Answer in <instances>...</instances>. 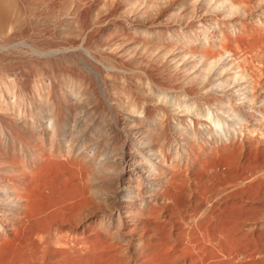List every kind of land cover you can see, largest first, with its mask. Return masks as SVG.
<instances>
[{
  "label": "bare ground",
  "instance_id": "6f19581e",
  "mask_svg": "<svg viewBox=\"0 0 264 264\" xmlns=\"http://www.w3.org/2000/svg\"><path fill=\"white\" fill-rule=\"evenodd\" d=\"M24 14L108 72L1 53L0 264H264V0H0V41Z\"/></svg>",
  "mask_w": 264,
  "mask_h": 264
},
{
  "label": "rangeland",
  "instance_id": "374dc122",
  "mask_svg": "<svg viewBox=\"0 0 264 264\" xmlns=\"http://www.w3.org/2000/svg\"><path fill=\"white\" fill-rule=\"evenodd\" d=\"M20 3H22V2H20ZM21 5V9L23 8V6H22V4H20ZM87 5V6H86ZM86 5H84L85 7H84V9H86V8H88V6H89V3H87L86 2ZM23 11H24V9H22ZM24 13H25V11H24ZM40 14V13H39ZM25 16H26V14H24ZM29 16V15H28ZM28 16H26L24 19H23V21H20V23H19V25H18V29L15 27L14 29L15 30H11L10 32H9V36H8V38L6 37V38H4L3 39V41H0V47H2L1 49H0V55H1V53H7V54H15V56H17L16 55V52H18V53H20L21 51H23V55H29L30 53H31V55H29V56H31V59L32 60H37L38 62H40L39 60H41L40 59V57H42V56H44V58L42 57V59H44V60H42V61H45V60H48L49 58V60H51V57H52V59L53 60H55V59H57L58 57H59V55L60 54H62L63 53V51H64V53H63V55H66L67 54V51H69V52H71V51H73V50H81V51H84V53H85V55L87 56V58H88V60L94 65V66H96V67H101L102 69H103V71H104V74H106L107 72H108V68L106 67V66H103L101 63H99L98 61H96L93 57H92V55L90 54V52L88 51V50H86L85 48H84V46H80L78 49H74V48H72V44L70 43V41H69V39H67V38H62L61 36H59L58 34L56 35V33H55V31H54V29L52 30V32H50L51 31V29H52V27H47V28H51L50 30L49 29H47L46 27H43L42 25H40V27H39V25L38 24H40V23H37V21L35 20V18H31L30 16V18L28 17ZM23 18V17H22ZM34 19V20H33ZM22 20V19H21ZM28 20V21H27ZM32 20V21H31ZM23 22H25V23H23ZM27 22V23H26ZM37 24H36V23ZM35 23V24H34ZM21 24V25H20ZM24 24V25H23ZM26 24V25H25ZM38 25V26H37ZM29 26V27H28ZM105 26H108V24H106L105 23ZM43 27V29H41ZM45 28L47 29V30H49V31H45ZM23 29V30H22ZM45 32H44V31ZM12 32V33H11ZM37 32V33H36ZM11 33V34H10ZM42 35V36H41ZM59 36V37H58ZM48 41V42H47ZM37 43V44H36ZM42 43V46L41 45H39V44H41ZM44 43H48L47 45L45 44V47H44ZM52 43H54V45H55V43L57 44L56 46H55V48H54V45L52 44ZM58 43H62L61 45H63V46H61V45H59ZM51 45V48H53L52 50H50V48H48L47 49V46L48 45ZM71 44V45H70ZM37 45H39V46H37ZM53 45V46H52ZM58 45L60 46V47H58ZM37 46V47H36ZM41 46V47H40ZM65 46H67V47H65ZM56 47H57V49H56ZM62 47V48H61ZM37 48V49H36ZM40 48H43L42 50L43 51H41V49ZM58 48H60L61 50L63 49V51H57L58 50ZM66 48H67V50H66ZM40 50V52H39V50ZM45 49H47V51H45ZM55 49V50H54ZM16 50V51H15ZM17 50H19V51H17ZM71 50V51H70ZM5 51V52H4ZM13 51V52H12ZM15 51V52H14ZM54 52V51H57L56 53H60V52H62V53H60L59 55H57L55 52L54 53H52L51 54V52ZM26 52H27V54H26ZM47 52V53H46ZM65 52H66V54H65ZM68 52V53H69ZM25 53V54H24ZM43 53L46 55V57H45V55H43ZM48 53L49 54H51V55H49L48 56ZM20 54H22V52L20 53ZM41 54V55H40ZM55 55H57V56H55ZM14 56V57H15ZM51 56V57H50ZM55 56V57H54ZM47 57H49L48 59H47ZM35 58V59H34ZM36 61V62H37ZM15 62H17V61H15ZM17 67H20V65L18 66L17 65ZM67 67H69V65L67 64ZM20 69V70H19ZM19 69H15L16 71H18V72H16L15 71V73H16V75H17V73H18V77H20L21 75H23L24 73L26 74V73H28V72H24L23 71V73H22V71H21V67L19 68ZM20 72V73H19ZM32 72L33 71H31V73L30 74H32ZM35 72V71H34ZM15 73H11L12 75L11 76H13V78L16 76V75H14ZM19 74H21V75H19ZM24 74V76H26ZM38 75V73L37 72H35V73H33L32 75H33V77H35L36 75ZM17 78V77H16ZM219 129H221V128H219Z\"/></svg>",
  "mask_w": 264,
  "mask_h": 264
}]
</instances>
